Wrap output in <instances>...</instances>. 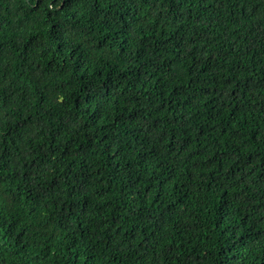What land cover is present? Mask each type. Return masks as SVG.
Wrapping results in <instances>:
<instances>
[{
    "label": "trees",
    "instance_id": "1",
    "mask_svg": "<svg viewBox=\"0 0 264 264\" xmlns=\"http://www.w3.org/2000/svg\"><path fill=\"white\" fill-rule=\"evenodd\" d=\"M72 9L0 0V264H264V0Z\"/></svg>",
    "mask_w": 264,
    "mask_h": 264
},
{
    "label": "snow or ice",
    "instance_id": "2",
    "mask_svg": "<svg viewBox=\"0 0 264 264\" xmlns=\"http://www.w3.org/2000/svg\"><path fill=\"white\" fill-rule=\"evenodd\" d=\"M75 0H32L33 5L37 8L42 5L46 8V17L51 18L56 16L58 13L62 14L66 9H71L70 15L67 19L70 23H56L54 21V27H52V33L54 38L62 47L68 46V33L78 32L81 30L79 26V17L76 16L75 9H72V5ZM73 47H75L73 45Z\"/></svg>",
    "mask_w": 264,
    "mask_h": 264
}]
</instances>
